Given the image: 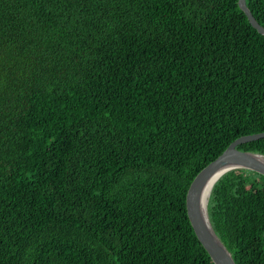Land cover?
Instances as JSON below:
<instances>
[{
  "label": "trees",
  "instance_id": "1",
  "mask_svg": "<svg viewBox=\"0 0 264 264\" xmlns=\"http://www.w3.org/2000/svg\"><path fill=\"white\" fill-rule=\"evenodd\" d=\"M262 131L264 35L237 0H0V264H213L186 191ZM207 213L264 264V175L227 171Z\"/></svg>",
  "mask_w": 264,
  "mask_h": 264
},
{
  "label": "water",
  "instance_id": "2",
  "mask_svg": "<svg viewBox=\"0 0 264 264\" xmlns=\"http://www.w3.org/2000/svg\"><path fill=\"white\" fill-rule=\"evenodd\" d=\"M239 8L245 13L249 23L264 35V26L259 24L246 5L245 0H237ZM264 137V131L246 134L235 138L218 156L207 163L194 176L185 195L187 217L193 231L207 251L213 264H235L230 251L215 233L207 213V202L211 188L218 178L232 169H248L264 175V154L240 150L236 146ZM213 181L205 200L201 205L202 193L206 185Z\"/></svg>",
  "mask_w": 264,
  "mask_h": 264
},
{
  "label": "bare ground",
  "instance_id": "3",
  "mask_svg": "<svg viewBox=\"0 0 264 264\" xmlns=\"http://www.w3.org/2000/svg\"><path fill=\"white\" fill-rule=\"evenodd\" d=\"M213 181L209 182L206 187L204 188V191L202 193V199H201V205L202 207H205V200H206V197H207V194H208V191H209V187H211L210 185L213 184L212 183Z\"/></svg>",
  "mask_w": 264,
  "mask_h": 264
}]
</instances>
